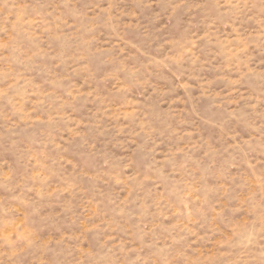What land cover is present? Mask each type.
Returning <instances> with one entry per match:
<instances>
[{"label": "rangeland", "instance_id": "obj_1", "mask_svg": "<svg viewBox=\"0 0 264 264\" xmlns=\"http://www.w3.org/2000/svg\"><path fill=\"white\" fill-rule=\"evenodd\" d=\"M0 264H264V0H0Z\"/></svg>", "mask_w": 264, "mask_h": 264}]
</instances>
